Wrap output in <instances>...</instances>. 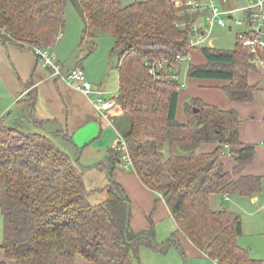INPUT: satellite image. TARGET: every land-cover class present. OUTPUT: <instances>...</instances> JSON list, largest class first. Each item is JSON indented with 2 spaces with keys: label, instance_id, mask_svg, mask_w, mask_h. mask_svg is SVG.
<instances>
[{
  "label": "trees",
  "instance_id": "obj_1",
  "mask_svg": "<svg viewBox=\"0 0 264 264\" xmlns=\"http://www.w3.org/2000/svg\"><path fill=\"white\" fill-rule=\"evenodd\" d=\"M67 1L0 0V40L30 50H54L65 27ZM72 1L84 22L81 46L101 33L113 38L115 101L123 112L114 124L126 143L129 169L160 195L177 231L209 259L264 264L237 245L242 236L239 217L209 208L212 195L252 198L262 189L260 178L240 175L253 161L255 147L240 146L238 113L195 99L185 104L186 122L178 123L181 84L171 78L177 75L175 67L148 73L146 63L187 56V24L194 15L184 7L175 10L174 0H133L127 6L121 0ZM92 41L87 54L96 47ZM201 54L205 64L188 65V78L227 81L222 91L231 102L252 101L256 87L248 84V73L254 64L247 51L234 45L204 47ZM260 55L264 59V50ZM34 100L35 91L27 92L9 123L3 122L9 112L0 118V249L5 258L14 264H75L78 256L90 264H134L141 247L158 253L171 246L180 249L176 234L157 243L150 219L147 229L131 231L130 201L114 180L120 154L109 150L102 162L82 167L50 136L35 131L40 122L32 116ZM211 144L216 146L212 152L197 153ZM227 155L236 162L231 172L221 160ZM92 170L100 176H92Z\"/></svg>",
  "mask_w": 264,
  "mask_h": 264
},
{
  "label": "crops",
  "instance_id": "obj_2",
  "mask_svg": "<svg viewBox=\"0 0 264 264\" xmlns=\"http://www.w3.org/2000/svg\"><path fill=\"white\" fill-rule=\"evenodd\" d=\"M77 40L73 33L68 34L67 32L66 34L63 29L62 36L54 47L55 59L60 66L61 74L65 76L72 69L78 68L83 71L86 80L91 85L101 88L105 96H115L118 89V73L115 64L112 66L107 56L95 58L94 51L90 54L82 50L77 53L75 50L78 46V44L75 46ZM207 44L210 45L209 41L205 45ZM205 45L204 47H206ZM199 50L201 52V48ZM189 53L191 52L189 51ZM181 63H178V69L175 65L173 66L177 79H180ZM188 65L195 64L189 63ZM183 79L180 81L181 85L178 89L175 115L178 123L186 122L184 107L191 100L199 99L205 104L221 110L234 109L239 116L240 146L252 145L255 147L253 161L243 169L240 175L260 178L262 181L260 193L252 198L215 194L209 198V208L213 211L218 210L217 202L213 199L216 195H220L225 202H229L233 198V204L230 207L235 206L239 210H244L243 212L249 219V228L253 230L251 235L253 240H256L254 249L252 246L241 244L240 237L236 241L237 245L246 249L251 259L264 260V65H255L254 70L248 73V84L256 87L250 103L231 102L222 91V88L229 84L227 81L190 79L186 75ZM0 85L8 92V99L0 103V116L14 111L13 117L11 116L10 119L7 116L3 122L9 123L15 117V113L23 107L21 103L27 92L34 90L35 100L32 116L37 122H40L35 131L53 137L55 141L59 140L57 144L71 153L74 160L77 159L82 167L88 168L102 162L109 150L115 148L120 133L114 120L123 115L122 110L120 115L111 117V122L103 120L86 96L78 92L69 82L54 76L50 69L41 66L32 50L0 40ZM215 147L212 144L202 145L197 153H209ZM221 160L224 170L227 172H231L236 166V162L229 155L223 156ZM120 167L121 164L117 165L114 180L127 195L131 209L136 210V203L133 201L145 198L144 206L148 209L145 210V214L141 215L139 212L135 213L136 216L131 213L129 222L131 231L137 233L147 229L149 219L153 222L154 227L159 226L162 221H169V226L171 225V232H169L177 235L183 253L206 259L210 264H217L205 253L197 250L185 236L177 231V226L165 203L155 204V198L152 196L153 194H150L153 191L145 187L131 169L123 170ZM93 173H97V171ZM139 192L149 194L137 196ZM225 209L228 210V208ZM236 215L241 222L243 235L244 225L240 215ZM157 230L158 227L155 230L156 235ZM0 264H14L13 261L5 258L2 249H0ZM77 264L90 263L80 261Z\"/></svg>",
  "mask_w": 264,
  "mask_h": 264
},
{
  "label": "built area",
  "instance_id": "obj_3",
  "mask_svg": "<svg viewBox=\"0 0 264 264\" xmlns=\"http://www.w3.org/2000/svg\"><path fill=\"white\" fill-rule=\"evenodd\" d=\"M180 3V6L194 15V21L187 24L191 26L186 47L188 54L191 49L204 48L212 35L213 28L229 30L235 28L234 45L248 52L254 66L264 65V59L260 55L264 50V0H187ZM181 26L184 27L183 24ZM61 36L62 34L59 33L56 40L58 41ZM32 51L41 66L50 69L54 76L69 82L78 92L86 96L103 120L110 122V117L120 115L121 107L115 101L116 95L105 96L100 87L93 86L86 80L82 70L75 68L63 76L60 66L55 61L54 50L34 48ZM188 54L186 57L176 55L170 61L159 59L146 63L148 73L155 75L165 68L170 72L171 66L187 60ZM171 78L177 79V75H171ZM114 150L120 154L121 168L129 170L131 159L121 136L118 137Z\"/></svg>",
  "mask_w": 264,
  "mask_h": 264
},
{
  "label": "rangeland",
  "instance_id": "obj_4",
  "mask_svg": "<svg viewBox=\"0 0 264 264\" xmlns=\"http://www.w3.org/2000/svg\"><path fill=\"white\" fill-rule=\"evenodd\" d=\"M185 0H174V8L175 10L180 9L182 6L180 2H183ZM133 2V0H121V5L122 6H127L129 4H131ZM65 28H64V33L68 32V34H74V36L76 37V39H78L75 43L78 44L77 48H75V50L77 51V53H80V51H87L88 46H90V39L86 40L84 42V44L81 46L80 42H81V35H82V30L84 29V22L83 19L79 13V11L77 10L76 6H74V2L71 0H68L66 2V6H65ZM231 23V22H230ZM231 26V24H230ZM236 29L232 28V30L229 29H218V28H213V32L212 35L210 36L209 39V44L205 45L208 48H215V49H232L234 46V33H235ZM95 42V45H97L96 50L94 49V54L95 58L99 59L101 56H107L109 57V62L110 64H112V66L116 63L117 61V53H110L112 47H113V38L106 34V33H101L100 36H98L96 39L93 40ZM92 41V42H93ZM191 53H189L190 55L188 56L189 59L186 61H183L181 63L182 67H181V73L179 75V80L182 81L184 80L183 78L186 75V68L188 66L189 63L192 64H199V63H203L205 62L204 57L202 56L201 52L199 49H191L190 50ZM175 67H179L178 64H175ZM178 69V68H177ZM179 71V70H178ZM210 80V79H209ZM3 98V99H1ZM8 99V92L6 89H4L3 86L0 85V103L2 101H6ZM14 111H10L9 112V116L11 119V116L13 117ZM2 116H0V118H2ZM7 119V117H6ZM111 119V117H110ZM109 119V121L111 122V120ZM33 130V128H31ZM52 141H54L56 144L59 142V140L55 141V139L53 137H50ZM58 147L59 144H57ZM166 157V156H165ZM121 168V167H120ZM92 176H100L98 173H93ZM102 178V176H101ZM149 192V191H147ZM149 193H137V196H141V195H148ZM150 194L152 196H154V202L156 203H162V199L160 197L159 194L154 193V192H150ZM235 198V197H234ZM138 199V198H137ZM214 200H216L217 202V211H220L221 209H225L228 208V210H230V212L232 211V213L234 214H239L242 220V223L244 225V230H243V235L240 237V243L244 244V245H248V246H252L253 249L255 248V243L256 240H253V237L251 235V232L253 231L252 229H250L249 227V219L246 217L247 215L245 214V212H243L244 210H239L238 207L233 206L232 208L230 206H232L233 202L232 200H234L233 198L230 199L229 202H225L220 195H216L213 197ZM238 200V199H237ZM134 203H136V210H132L131 209V203H130V214L132 213V215H134L135 213L141 214H145V210H148L146 208V206H144V203L146 202V198L144 200H139L138 201H133ZM144 211V212H143ZM248 211V210H247ZM136 216V214H135ZM169 221H162L159 226L157 225L156 227H158L157 235L155 234V240L157 243H162L165 240H167L168 238H170V236L172 235L171 232V225L169 226ZM253 225V224H252ZM169 226V227H168ZM255 227V225H253ZM155 227V230H156ZM256 229V227H255ZM170 231V232H169ZM174 233V232H173ZM1 235H2V216L0 213V242H1ZM177 236V235H176ZM178 238V237H177ZM179 241V240H178ZM179 243V242H178ZM181 249V247H180ZM180 249H178L176 246H171L170 248H168L166 250L165 253H158V252H154L153 250L146 248V247H141L139 249V256H138V261L134 262V264H210L208 260L203 259V258H199V257H192L189 254H185L183 253V255L180 252ZM85 262L87 263L83 258L81 257H76L75 259V264H77V262Z\"/></svg>",
  "mask_w": 264,
  "mask_h": 264
},
{
  "label": "water",
  "instance_id": "obj_5",
  "mask_svg": "<svg viewBox=\"0 0 264 264\" xmlns=\"http://www.w3.org/2000/svg\"><path fill=\"white\" fill-rule=\"evenodd\" d=\"M194 112H195V110H194Z\"/></svg>",
  "mask_w": 264,
  "mask_h": 264
}]
</instances>
